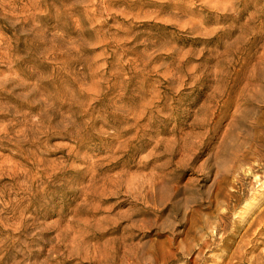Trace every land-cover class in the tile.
I'll return each mask as SVG.
<instances>
[{
	"label": "rangeland",
	"instance_id": "obj_1",
	"mask_svg": "<svg viewBox=\"0 0 264 264\" xmlns=\"http://www.w3.org/2000/svg\"><path fill=\"white\" fill-rule=\"evenodd\" d=\"M259 177L264 0H0V264H264Z\"/></svg>",
	"mask_w": 264,
	"mask_h": 264
},
{
	"label": "bare ground",
	"instance_id": "obj_2",
	"mask_svg": "<svg viewBox=\"0 0 264 264\" xmlns=\"http://www.w3.org/2000/svg\"><path fill=\"white\" fill-rule=\"evenodd\" d=\"M246 135V134H245ZM229 143V142H228ZM240 143V142H239ZM231 149V148H230ZM245 153V152H244ZM247 153V152H246ZM249 154V153H248ZM247 154V155H248ZM245 157L246 156H243V158H244V160H245ZM231 162V161H230ZM238 167H236V169H237ZM259 171H261V169L260 168H251L250 167V170H249V173H255V172H259ZM234 176V175H233ZM236 177V176H235ZM261 179H263V182H261V184L263 185L264 184V178L263 177H259L258 178V181H260ZM233 184V183H232ZM264 186V185H263ZM237 188V187H236ZM264 188V187H263ZM264 191V190H263ZM233 197H235L234 195H232V194H229V199H232ZM228 199V200H229ZM238 198H236V200H237ZM260 212V211H259ZM225 213V212H224ZM261 217H264V207H263V209H262V211L260 212V217H258V218H261ZM254 221V220H253ZM253 224H251V226H252ZM204 227V226H203ZM250 229V228H249ZM212 241V240H211ZM197 242V241H196ZM186 243V242H185ZM182 248V247H181ZM180 248V249H181ZM186 248V247H185ZM184 249V248H183ZM196 249V248H195ZM182 251V250H181ZM185 251V250H184ZM167 253V252H166ZM165 254V253H164ZM168 254V253H167ZM200 255V253H198V255L196 256V257H198ZM196 257L193 259V261L196 259ZM148 258V257H147ZM169 258V259H168ZM171 258V256L170 255H167V256H162V259L164 260V262L165 263H163V264H171L172 262H173V259H170ZM188 258V257H187ZM189 259V258H188ZM128 263V262H127Z\"/></svg>",
	"mask_w": 264,
	"mask_h": 264
}]
</instances>
